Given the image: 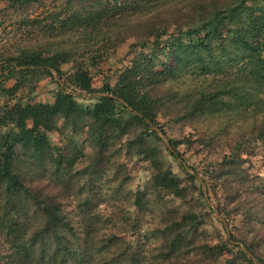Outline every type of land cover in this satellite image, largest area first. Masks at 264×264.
Instances as JSON below:
<instances>
[{
	"label": "trees",
	"instance_id": "16d2710c",
	"mask_svg": "<svg viewBox=\"0 0 264 264\" xmlns=\"http://www.w3.org/2000/svg\"><path fill=\"white\" fill-rule=\"evenodd\" d=\"M6 1L16 8L39 0ZM67 7L20 19L0 34L1 45L14 48L0 52L1 73L41 68L11 72L5 82L14 84H0V264H255L231 241L264 264V177L243 158L264 161V0ZM122 45L129 66L115 73L113 85L95 89L94 76ZM49 70L79 95L56 82L52 103L18 96L42 77L53 81ZM97 93L106 96L83 103L82 94ZM174 103L190 114L163 125L161 112ZM178 124L202 137H169L164 126L174 133ZM53 134L69 142L54 145ZM64 152L72 161L61 169ZM128 166L149 169L143 188L126 190ZM207 220L221 226L215 236L207 237Z\"/></svg>",
	"mask_w": 264,
	"mask_h": 264
},
{
	"label": "rangeland",
	"instance_id": "374dc122",
	"mask_svg": "<svg viewBox=\"0 0 264 264\" xmlns=\"http://www.w3.org/2000/svg\"><path fill=\"white\" fill-rule=\"evenodd\" d=\"M68 2H70L71 5L75 9H80L82 7L89 6L90 4H92L93 0H91V1H84V0H39L36 3H31L28 5H25L22 7H16V8L9 7V3L6 0H0V34L4 28L5 29H11V28L14 29V27L17 26V22L20 19L35 18V17H38V16L45 14L48 11L65 10L68 8L67 7ZM11 45L12 44L2 46L1 42H0V52H3L4 49H7V48L14 50V48H12ZM131 57L132 56L129 53V48L127 47V45H122L116 51V55L113 56L109 62H105L102 65V68H101L102 70H100L101 73L100 72H99L100 74L96 73V75L94 76V78L92 80L93 87L95 89H100L104 83H109L110 85H113L115 83V80H116V78H115L116 74L115 73L118 72V70L122 69L123 67H126V66L128 67L129 63L131 61ZM170 61H171L170 63L172 64L173 60L170 59ZM68 69H69L68 67H63L64 71H66ZM0 75L2 76L3 73L0 72ZM187 76H189V75H187ZM183 80L180 79L177 82V84L179 86H182L181 82ZM13 84H14V81L12 80V81L5 82L4 85L6 87H11ZM56 84L57 83L54 81V78L52 81V78H50V77H42L38 82H31L29 84V86H25L22 89H20L18 92V96L29 97L30 100H32V102L52 103L54 101V93L57 89ZM27 94H29V95H27ZM82 98L87 99V100H83V103H91V101H88V99H91L93 97L86 98V97L82 96ZM262 98L264 99L263 96H262ZM174 114H178L180 116H183V115L186 116V115L190 114V109L182 103H177V104L174 103L172 106V109L169 110V112H167V113H164L163 111L161 112V115H160L161 116V119H160L161 122L160 123L165 125L166 121L169 119H172V115H174ZM164 129L167 131V135L169 137L174 138V139H179L181 141L187 140L188 137H190V136H194L195 137L194 140L202 137V135H200L199 133H195L193 130L185 128L180 124H178V126H176V131L174 133H172L168 127L164 126ZM67 140H68V138H66L64 140L59 139L56 134H53V136H52V143L54 145H59L63 141L65 142ZM67 142H69V140ZM178 149L183 154L184 158L188 160V163L190 165L197 166L196 164L198 162V158L194 155L193 151L188 149L185 145L180 146ZM193 149L195 152H197L195 148H193ZM113 154L115 155V152H113ZM123 157H124V155H123ZM165 158L169 162L172 171L175 172L176 174H178L179 176H183L181 171L177 168V165L174 162H172L173 160L169 157H165ZM243 158L246 161H248V162H245L244 167L249 169V171L251 173L264 177V161H262L261 159H259L257 157L249 158V156H246V155H243ZM58 161L61 163V166H62L61 169H64L71 164L72 157L67 152H64L62 155H60V158H58L57 162ZM120 161L122 163L123 158H121ZM126 170L127 171L133 170L131 180L126 185V190L127 191L128 190L134 191L138 187L143 188L145 185V182L149 178V169L145 170V168H135V167L128 166L126 168ZM61 171H63V170H61ZM113 185H115V183ZM107 193H110V191L107 190ZM210 197H212V200H213L212 203H214V201H215L214 195L210 194ZM103 213L106 214L107 212L104 209H100V215L101 216ZM107 216L109 218H112L111 214H107ZM218 228L220 229L221 226L218 223H216V221L213 220L210 222L207 220V227H206L207 237L215 236L214 233ZM121 236L124 238V235H121ZM263 251H264V249H263Z\"/></svg>",
	"mask_w": 264,
	"mask_h": 264
},
{
	"label": "water",
	"instance_id": "95a60500",
	"mask_svg": "<svg viewBox=\"0 0 264 264\" xmlns=\"http://www.w3.org/2000/svg\"><path fill=\"white\" fill-rule=\"evenodd\" d=\"M26 69H41L40 67H28V66H23V67H15V68H11L7 71H5L3 73V75L0 77V84L3 83L7 77L10 75L11 72H18L21 70H26ZM51 72V74L53 75L54 81L57 82L60 86L61 90H64V92L68 93V94H74V95H79L78 93L73 92L72 90L68 89L65 87V85L60 81L59 76L57 75V73L54 70H49ZM83 97L86 98H90V97H96V96H106V94H101V93H97V94H82ZM112 97V96H109ZM120 103L126 105L123 100H119ZM131 112L133 111L131 108H128ZM153 131L157 134V136L161 139V141L164 143V145L167 147V149L171 152V153H175L173 151V149L171 148L169 141L167 139V137H165V135L162 133V131H160L158 128L153 127ZM177 161L183 166V168L186 170V172L192 176L195 175L194 171H192L187 165L186 163L179 157L176 158ZM197 180L199 181L200 185H201V191L203 193V196L208 204V206L213 209L214 212V216L215 218L223 225V227L225 228L226 234L228 239H230V234H229V229L227 226L226 221L220 217L218 211L211 205L209 198H208V192L206 189V186L203 184V182L201 181V179L199 177H197ZM232 245H237L239 246L242 251L255 263L258 264V262L255 260V258L249 253L247 252V250L245 249V247H243L240 243H236L231 241L230 242Z\"/></svg>",
	"mask_w": 264,
	"mask_h": 264
}]
</instances>
